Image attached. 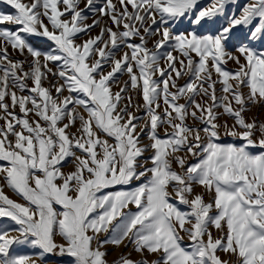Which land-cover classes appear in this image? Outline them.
<instances>
[{
  "label": "snow or ice",
  "instance_id": "6c2138e0",
  "mask_svg": "<svg viewBox=\"0 0 264 264\" xmlns=\"http://www.w3.org/2000/svg\"><path fill=\"white\" fill-rule=\"evenodd\" d=\"M5 2L15 13H0V40L21 54L26 51L33 60L31 71H24L23 62H13L7 47L0 48V120L5 122L0 125V161L6 162L0 164V175L26 202H15L0 187V218L18 226L0 224V264H36L37 259L53 253L70 257L69 264H107V253L101 249L106 244L119 247L129 237L137 252L159 255L152 264H231L222 261L218 252L235 256L238 264H264V123L248 122L243 115L247 101H264V50L252 47L264 41V0H252L240 15L232 14L223 23L218 18L236 0H211L203 8L197 7L200 0H118L119 9L113 0H105L98 9L93 7L96 0H87L85 10L108 15L117 30L104 28L82 44L76 43L79 34H89L99 21L84 23L88 17L79 8L81 0ZM189 18L191 30H172L178 21ZM4 25H15L17 30ZM23 34L47 38L55 50L42 52ZM156 35L160 39L155 50H150L147 38ZM134 37L140 39L139 45L128 42ZM122 44L131 52L115 59ZM173 52H179L187 63ZM162 59L166 68L160 66ZM228 61L239 66L235 72L223 67ZM50 62L60 70L52 72ZM109 62L112 67L105 74L104 65ZM42 69L63 80L54 85L55 97L42 86L46 78ZM173 72L177 78L191 72L193 78L178 87ZM213 72L223 85L219 98ZM118 73L129 75L130 86L139 90L149 117L152 167L143 172L137 171L138 160L148 149L139 146L137 117L128 105L120 107L128 82L119 92L112 91ZM157 73L162 78L159 81L153 79ZM29 79L32 88L24 82ZM241 86L249 89L247 99ZM13 88L33 95L17 96ZM65 91L68 96H63ZM201 96L211 104L197 102ZM6 98L11 100V109L19 107L23 118L10 110ZM161 99L163 116L157 111ZM180 99L188 103L180 104ZM217 108L235 123H218ZM30 114L37 119L30 121ZM189 116L204 127H189ZM77 121L80 127L69 131ZM165 123L173 131L165 129L168 138L161 139L157 129ZM221 128L224 135L239 138L243 145L218 143ZM201 131L206 143H202ZM101 134L115 143L102 139ZM254 147L262 151L252 152ZM180 152L185 155H177ZM188 156L197 162L186 166ZM66 160L75 165V171H62ZM173 160L182 172L173 170ZM149 172L147 182L134 191L98 195ZM193 185L213 194L212 202L196 194ZM173 194L190 211L170 202ZM129 205H135L134 214L124 213ZM114 220L119 223L113 225ZM212 228L223 235L214 238ZM13 231L19 235L12 236ZM110 231L108 239H99ZM181 232L190 246L183 245ZM57 235L63 244L56 242ZM21 246L39 249L40 255L21 253ZM116 264L136 262L122 256Z\"/></svg>",
  "mask_w": 264,
  "mask_h": 264
},
{
  "label": "rangeland",
  "instance_id": "374dc122",
  "mask_svg": "<svg viewBox=\"0 0 264 264\" xmlns=\"http://www.w3.org/2000/svg\"><path fill=\"white\" fill-rule=\"evenodd\" d=\"M24 2L30 4V3H32V0H24ZM250 2H252V0H236V3H230V4L226 5L225 16L219 17L218 19L220 20L221 23H223L232 14L240 15L243 7L247 4H249ZM104 3H105V0H96V3L94 4L93 7L98 9V8L102 7L104 5ZM113 3L117 4L118 9L120 8L118 0H113ZM210 3H211V0H200L197 7L203 8V7L208 6ZM86 4H87V0L86 1L81 0V3L79 4V8L82 10H85ZM128 10L130 12L132 11L131 6L128 7ZM0 13L14 14L15 9L8 6L5 3V0H0ZM84 15H86L88 17L84 22L85 24L91 25L95 21H99V24H98V26L91 28L89 30V34H84V33L79 34V36L76 39L77 44H82V43H84V41H86L90 38H94L96 36H99L101 34L102 29H104V28H112L113 31L117 30L115 28V26L113 25L112 20L110 21V17L108 15H102L99 12H95V11H91V10H85ZM157 20L159 21V17H157ZM44 23L48 24V21L46 18L44 20ZM148 25L152 26L151 21H148ZM3 27L9 28L12 30H17L15 25H4ZM153 27H155V26H153ZM191 27H192V25L190 24V18L189 19H182V20L178 21L174 26H172V30L174 32H184V31L191 30ZM120 30L122 31L123 29L121 28ZM141 34H143V32ZM23 35L32 44L33 47H35L36 49H38L42 52H50V51L55 50L54 43L47 40V38L28 36L27 34H23ZM105 39H107V35H105ZM159 39H160L159 35L147 38L146 47L150 50H155L156 42ZM128 42L132 43V44H136V45H139L141 43V41L138 37L131 38ZM4 47H7L8 56L13 62H23L24 71H31V65H32L33 58L26 51L23 54H21L18 50L12 49L10 45H6L3 42V40H0V48H4ZM252 47L257 48L258 50H264V41L255 42L252 45ZM168 50H171V49H168ZM161 51H164V50H161ZM229 51H233V49L230 47ZM124 52L130 53L131 50L122 44L120 46V49L115 51V59H120ZM234 54L237 56L240 55L238 52H234ZM192 55H193V59L198 61L199 58L196 57L194 53ZM173 56L177 57V59H184L185 63H187L186 59L183 56H181L179 52H173ZM243 62H244L243 57H241V63H243ZM5 63H7V62H5ZM42 63H43V59H42ZM160 66L162 68L167 67V65L165 64L163 59L161 60ZM111 67H112L111 62L104 65L105 74L111 70ZM223 67L225 68V70H227L229 72H235L239 66L234 61H228V63L223 65ZM48 68H50L52 70V72H58L60 70L58 64L51 63V62L48 63ZM176 68L180 69L181 65L179 63H177ZM42 71H44L46 73V78H42V86L44 88L49 89L51 91L53 97H55L56 91H55L54 85L62 84L63 80H61L58 76H53L51 73H48L47 69H42ZM134 71H137V74H138V69H136L135 66H134ZM0 75H3V73L0 72ZM172 78L176 81V84L178 87H183L188 82H190V80L193 77H192L191 72H188L186 75H183L182 77L177 78L175 76V73L173 72ZM153 79L159 81L162 78L157 73V75L155 77H153ZM117 80H118V83L113 85V87H112L113 92H119L121 87H124L125 83L128 82L129 86H128L127 91L125 93L121 94L124 97V99L120 102V107H123L124 105H128L129 106L128 111L131 112L135 117H137V119L134 120V123L138 125V127L136 129V133L139 136V146L142 148L148 149L144 153V155L142 157H140L138 160L137 171L143 172V171H145V169L152 167V164L149 161V157H151L153 155V150L149 147L152 144V141L149 139L150 128L147 126L149 123V117L147 116L146 109L144 106V101H143L142 95L140 94L139 90L138 89H132L130 86L129 75L126 73H118L117 74ZM212 80L217 81V83H216V95L219 98L223 95V93H222L223 85L218 82L219 77L215 74V72H213ZM24 82L27 84L28 88L34 87L33 81L31 79L26 80ZM197 83L199 84L200 82L197 81ZM205 87H207V84H205ZM11 90L16 91L17 96L33 95L32 93H29L28 91L21 92L19 89H16V88H13ZM239 90L243 92L245 98L247 99L248 94H249V89L246 86H241V88ZM171 91L175 92L176 89L171 88ZM68 95H69V93L66 91L63 93V96H68ZM128 97H131V102H129ZM61 99H63V97H61ZM205 100H207V102L209 104H211V101L208 100L207 97H203V96L197 97V102H202ZM6 102L10 105L11 111H13L18 117L23 118V113H21L18 106L15 109H11V100L6 98ZM179 103L180 104H186V103H188V101L186 99H180ZM160 104H161V108L158 109L157 111L161 114V116H163L162 109L164 107V104H163L162 99L160 101ZM137 105L139 106L138 108H137ZM28 107L31 108L32 107L31 104H29ZM70 107H71V105H70ZM233 107L238 108L239 106L233 104ZM246 107H247V110L243 113L246 121H248V122L255 121L257 124L264 123V101H260L259 103H252L251 101H247ZM79 111L83 112L82 109H80ZM189 111L190 112L196 111V109L190 108ZM215 111L217 113L221 114L219 120L217 121L218 123L224 124L225 122H227V124L229 126H231L235 123L234 119L228 117L227 115H223V109L222 108H217V109H215ZM2 114H3V112H2V110H0V115H2ZM83 114L85 115V117H87L86 112H84ZM197 115L199 116L198 111H197ZM28 118L30 121L37 119L33 114H30ZM186 122H187L189 127L200 128V129H202L204 127V125L202 123H200L197 120H193L191 118V116H189V118L187 119ZM4 123L5 122L3 120H0V125H3ZM64 123H67V120H65ZM17 127H19V126H17ZM79 127H80V123H79V121H77L75 127L70 129L69 131L75 132L76 129ZM165 129H167V131L169 133H171L173 131L172 128L169 127L166 123L164 125L160 126L157 129V134L161 139H167L168 138L165 136ZM237 130L239 131L240 129H237ZM220 131H221V138L217 141L218 143H220L222 145H229V144L236 145V146L243 145L244 142L242 140H240L239 138H233L232 136L224 135L223 134L224 133L223 128H221ZM200 134L202 137V143H206V139L204 138L205 134L203 133V131H201ZM101 138L102 139H108L110 144L115 143L114 140L104 136L103 134H101ZM253 139H258V135L254 136ZM251 151L254 153H260L262 151V149H260L258 147H254V148H251ZM77 155H80V153L77 152ZM177 155L184 156L185 154L183 152H180ZM169 159H171V157ZM145 161H149V162L145 163ZM196 162L197 161L194 158H192L191 156L186 157V166L191 165V164L196 163ZM4 163H6V162L0 161V164H4ZM172 168H173V170H175L177 172H182V169L179 167L178 164H176V162L174 160L172 161ZM62 171L64 173L73 172V171H75V165L72 164L71 162H69L68 160H66L64 162V164L62 165ZM150 176H151V173L149 172L146 176L142 177L141 179H138V180L134 179L128 185H117V186L112 187V188H107V189L102 190L100 193H98V195L103 196V195H107V194H113V193L119 192V191H134L135 188L146 183L147 180L150 178ZM58 183H59V181H58ZM0 187H2L4 193L6 195H8L15 202L20 203L22 205H24L26 203L19 195H17L11 188H9L7 186L6 181L2 175H0ZM193 188H194V192L196 194H201L204 196L205 202H209V203L212 202L213 194L207 193L205 191V189L200 187L199 185H193ZM169 191L172 192L171 187H169ZM191 198L192 197H189V199H191ZM170 202L176 204L182 211H190V209L187 205L179 204V202H178V200L174 194L172 197H170ZM123 211L125 214H130V213L134 214L137 211V209H136L135 205H129ZM212 214L215 215V212H213ZM117 223H119V220L113 221V225H115ZM0 224H7L8 227H10V228L18 227L16 225H14L13 222L7 220V218H0ZM211 231H212L214 238H220V236L223 235V233L218 232L214 228H212ZM180 234L182 236H184L183 245L186 247L190 246L191 241L187 238V236L183 232H181ZM11 235L12 236H18L19 233L16 231H13L11 233ZM109 236H111V231L108 234H101L99 239L101 241H103V240L108 239ZM56 242L58 244L64 243L63 240L56 241ZM95 246L96 245L94 244L93 247H95ZM16 247L17 246H14V248H16ZM101 250L105 251L107 253V256H106L107 264H116V262L122 256L135 261L136 264H141V262L144 260H146L148 262V264H152L153 261L160 259L158 254H150L147 251H145L143 253L137 252L135 250V245H134L131 237H129L128 239H125L119 247H116L112 244H106ZM18 251L21 253L32 255L34 257H38L40 255L39 249H35V248L30 247V246H21L18 248ZM33 254H35V255H33ZM218 255L220 256L222 261H230L231 264H238L237 258L235 256H232L231 254H225L223 252H218ZM70 260H71L70 257L60 256L58 254L53 253V254L44 255L43 259H37L36 264H69Z\"/></svg>",
  "mask_w": 264,
  "mask_h": 264
},
{
  "label": "crops",
  "instance_id": "0c3cea01",
  "mask_svg": "<svg viewBox=\"0 0 264 264\" xmlns=\"http://www.w3.org/2000/svg\"><path fill=\"white\" fill-rule=\"evenodd\" d=\"M55 239H56V241H61V240H63V238L62 237H60L59 235H57L56 237H55ZM64 241V240H63ZM36 254V253H35ZM35 254H33V255H35Z\"/></svg>",
  "mask_w": 264,
  "mask_h": 264
},
{
  "label": "bare ground",
  "instance_id": "6f19581e",
  "mask_svg": "<svg viewBox=\"0 0 264 264\" xmlns=\"http://www.w3.org/2000/svg\"><path fill=\"white\" fill-rule=\"evenodd\" d=\"M84 1H86V0H84ZM6 3V2H5ZM7 4V3H6ZM8 6H10L9 4H7ZM11 7V6H10ZM110 21H111V19H110ZM150 21V20H149ZM91 22V21H90ZM97 32V31H96ZM53 43V42H52Z\"/></svg>",
  "mask_w": 264,
  "mask_h": 264
}]
</instances>
